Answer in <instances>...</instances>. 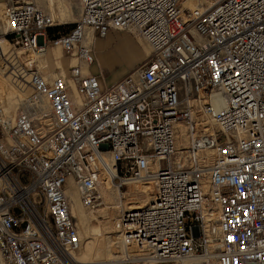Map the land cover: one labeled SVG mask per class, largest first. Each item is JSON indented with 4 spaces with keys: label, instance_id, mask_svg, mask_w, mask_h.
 I'll return each mask as SVG.
<instances>
[{
    "label": "built area",
    "instance_id": "obj_1",
    "mask_svg": "<svg viewBox=\"0 0 264 264\" xmlns=\"http://www.w3.org/2000/svg\"><path fill=\"white\" fill-rule=\"evenodd\" d=\"M185 1L79 0L67 29L33 0L0 2L14 72L17 49L76 61L24 70V109H0V264H264V0ZM111 31L150 52L106 84L91 66ZM136 181L152 195L114 219L117 256L75 259L69 187L94 211L108 183Z\"/></svg>",
    "mask_w": 264,
    "mask_h": 264
},
{
    "label": "rangeland",
    "instance_id": "obj_2",
    "mask_svg": "<svg viewBox=\"0 0 264 264\" xmlns=\"http://www.w3.org/2000/svg\"><path fill=\"white\" fill-rule=\"evenodd\" d=\"M33 1H35V3L40 7H43L47 10L50 8L53 14L56 13V15H59V17H61V19L67 23L65 29L73 24L80 10L79 0ZM50 1L53 4V9L49 5ZM111 33L116 36L115 39L119 38L120 36H127L128 39L133 42L132 44L137 48L135 50H139L142 54L137 61L138 64L144 61L148 56L150 52L148 44L138 35H135V33H132L130 31H111ZM99 38L102 37H96L94 39L93 48L95 51L97 62L92 66L94 67L96 73L101 71L104 77H108L110 76V73L118 69V66L113 67L114 69H112L111 72H107L105 70L103 63L99 58L98 49L96 46V40ZM117 41L118 40L116 39L112 44L117 43ZM54 48L56 50H60L61 54L59 55L57 53H53L52 50ZM36 52L37 51L29 52L17 49V52H15V56L19 61L16 64H19V66L17 67L16 65L17 71L15 72L14 70L16 69L13 70V68H10L9 64H7L2 59L0 60V107L4 111L9 113L11 118L19 109H24L25 99L31 91L28 87V84L23 80V78H26V76L20 74L21 72H24V70H27L28 68H36L46 74L67 72L70 66L76 63L75 59L70 57L64 50H62L58 46L47 47L43 52V55H40L39 52ZM4 54L5 57L8 58L11 55L10 49L7 48ZM28 61H31V63L28 64ZM6 64L8 68L5 67ZM92 66L91 68H93ZM136 66H134L133 68H129L124 73L127 74ZM16 72L19 74V76H17ZM73 186H70L68 190L72 191ZM128 187L129 185L123 187L122 190L119 191V194L121 196L120 204L115 203V200L113 198L115 196V191L111 194L105 195V204H101L98 209L94 211H90L87 208L83 210L80 209L77 203V196L75 195L76 193L71 194L72 207L76 212L75 213L73 211V214L75 215V222L78 228L79 237L81 239V249L78 254L83 262L108 261L117 256L119 239L117 236L118 233L114 227V219L118 216V214L120 213L119 211L122 208L142 205L149 199L144 197L140 204L134 203V198L137 195L134 196L132 194H129L130 192ZM137 189H139L140 191L146 190L147 196L150 197V195H152L153 186L151 183L149 184V182L140 181V183H138L136 186L130 187L131 191H136ZM126 192H128V194Z\"/></svg>",
    "mask_w": 264,
    "mask_h": 264
},
{
    "label": "crops",
    "instance_id": "obj_3",
    "mask_svg": "<svg viewBox=\"0 0 264 264\" xmlns=\"http://www.w3.org/2000/svg\"><path fill=\"white\" fill-rule=\"evenodd\" d=\"M1 1L2 0H0V2ZM54 15L56 16V13ZM115 37L116 36H114L113 33L109 32L105 38H99L96 40L99 58L103 63L105 70L111 72V70L114 69L113 67L118 66L116 71L110 73V76L105 77L106 84H110L124 76V72L138 64L137 61L142 55L139 50H135L137 48L127 36L116 38L118 40L117 43L112 44L116 40ZM2 48L5 52L9 46L6 43H3ZM52 51L53 53L61 54V51L56 50L55 48ZM91 69V72L96 74L94 67Z\"/></svg>",
    "mask_w": 264,
    "mask_h": 264
},
{
    "label": "bare ground",
    "instance_id": "obj_4",
    "mask_svg": "<svg viewBox=\"0 0 264 264\" xmlns=\"http://www.w3.org/2000/svg\"><path fill=\"white\" fill-rule=\"evenodd\" d=\"M49 5L51 6V8L53 9V4L51 3V1H50V3H49ZM184 7H192V6H194L195 5V0H186L185 2H184ZM91 37V34H89L88 35V39ZM3 43H6L5 41H3ZM2 43V44H3ZM7 44V43H6ZM8 45V44H7ZM37 53V52H36ZM40 55H43V52H40L39 53ZM0 109L2 110V112H3V114H5V116L6 117H8V118H11V116H10V114L9 113H7L6 111H4L1 107H0ZM16 114V113H15ZM14 114V115H15ZM13 115V116H14ZM180 142L181 143H183V141L182 140H180ZM142 182V181H141ZM146 182H148V181H146ZM138 183H140V181H136V182H131L130 184H129V187H128V189H129V194H132V195H137L135 198H134V203H138V204H140V202H142V199L145 197V198H149L150 199V197H151V195H150V197L149 196H147V194H146V190H139V189H137L136 191H131L130 190V187H134V186H136ZM150 184V183H149ZM71 186H73V185H71ZM150 186V185H149ZM75 186H73V190L72 191H70V190H68L67 191V194H68V196H69V198H70V201H71V211H72V213H73V207H72V200H71V194L72 193H76L75 195L77 196V203H78V206H79V208L80 209H86L82 204H81V202H80V200H79V193H78V191H77V189H76V187L74 188ZM116 191V192H115ZM113 192H115V196L113 197L114 198V200H115V203H117V204H120L121 203V196H120V194H119V192L116 190V189H114L113 187H112V185L110 184V183H108L107 184V187L105 188V189H103V191H102V196H103V199H104V202H105V195H108V194H111V193H113ZM127 194H128V192H126ZM125 193V194H126ZM149 199L146 201V202H148L149 201ZM145 202V203H146ZM144 203V204H145ZM143 205V204H142ZM137 206H141V205H137ZM137 206H135V207H137ZM128 208H130V207H128ZM123 209H125V208H122L121 210H123ZM120 210V211H121ZM91 211V210H90ZM75 212V211H74ZM76 213V212H75ZM74 215V214H73ZM75 216V215H74ZM75 224H76V222H75ZM77 226V225H76ZM74 258L75 259H78V260H81L80 259V257H79V254L77 253H75L74 254ZM81 261H83V260H81ZM186 263H184V264H187V260L185 261Z\"/></svg>",
    "mask_w": 264,
    "mask_h": 264
}]
</instances>
